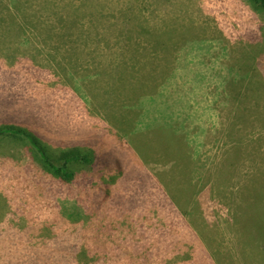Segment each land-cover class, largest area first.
Instances as JSON below:
<instances>
[{
  "label": "rangeland",
  "instance_id": "1",
  "mask_svg": "<svg viewBox=\"0 0 264 264\" xmlns=\"http://www.w3.org/2000/svg\"><path fill=\"white\" fill-rule=\"evenodd\" d=\"M260 47L264 15L247 0H0V125L30 126L52 157L89 149L92 163L72 170L104 173L66 183L23 142L0 148V264H264V242H240L250 221L264 225V131L239 144L225 133L264 121ZM185 115L196 122L175 138L162 131Z\"/></svg>",
  "mask_w": 264,
  "mask_h": 264
},
{
  "label": "trees",
  "instance_id": "2",
  "mask_svg": "<svg viewBox=\"0 0 264 264\" xmlns=\"http://www.w3.org/2000/svg\"><path fill=\"white\" fill-rule=\"evenodd\" d=\"M249 2V4L251 5V7L253 8V10H255L256 12L264 15V0H247ZM253 51H256L255 47H252V49H250ZM261 51V53H264V48L260 47L259 49ZM255 61V63L253 64V68H257L258 65H264L263 62L261 60L258 59H253ZM257 65V66H256ZM264 77V75H262ZM263 80V84H264V78ZM253 80H249L247 83V85L252 84L251 86H253L255 83H253ZM234 85H237L238 83L234 80L232 82ZM242 84V83H241ZM264 87V85L262 86ZM253 90H256L257 93V100L258 102H263L264 100V88L261 89L258 87H252ZM251 88V89H252ZM249 97V93L247 92L245 95H243V98L240 99L238 102H242L244 98H248ZM259 97V98H258ZM260 99V100H259ZM258 103V104H259ZM173 115H169L168 118L170 120H175V118H173ZM29 118V116H28ZM191 116L190 115H185L184 120L180 123V125L177 124V126H175V122L173 121H167L164 125L165 129H162V131L168 136H169V132L172 131L173 132V136L171 139L175 138V135L180 134V130H183L185 128H187L189 126L190 122H196L195 120L190 119ZM26 120V119H23ZM27 121V120H26ZM188 125V126H187ZM16 126V125H15ZM14 125H0V148H5L8 145H11L12 142L14 141H21L24 143V145L29 149L32 150L30 152V154H32V156L37 159V160H42L45 165L49 168V170L54 174L55 177H59L60 181H63L66 183H72V182H77L80 181V183L83 182L84 185H89V182L94 181L97 177L98 178H102L101 176L104 175V173L102 172L103 170L101 169H94L92 168L91 171H82L80 175H76L77 171H73L71 168L72 164H77L78 166H81L80 168L83 169V166L86 165H90V163H92V155L89 152V149L86 153H81L78 150H74L72 151V155L66 157L68 154H70V151L66 152L65 151L62 153L61 150H58L57 154L54 155L53 157L49 154L48 150L38 141V139L35 137L34 133L32 132L34 129H32L29 125V127H23V128H18L15 127ZM264 131V121L262 123H257V126H249L247 123H241V122H232L229 126L226 127L225 133L226 136L228 137V140L231 141L232 143L235 144H239L242 142H247L252 140L251 137H253L254 135H256L257 133H262ZM185 139L186 136L184 135ZM162 139V137H161ZM177 140H179L178 138H176ZM187 140V139H186ZM151 141H152V136L150 134L149 139L146 141V143L141 147L140 149V155L142 158H144L146 156L147 151L151 148ZM172 142H174L172 140ZM162 145V144H161ZM185 146V144L180 142V147H179V151L178 157H182V163L184 162V159L186 157H190V164L187 165L185 167V171L184 173H181L183 177L185 176H191L195 173V169L194 166L196 165V162L194 161V159L192 158L191 154L186 153L185 148H183ZM163 151V150H161ZM91 155V156H89ZM145 159V158H144ZM177 160V159H176ZM122 167L120 165V163L118 162V164L116 163L114 166H109V171L112 172L115 169H117L118 171H122V169L120 168ZM153 180V178H152ZM87 182V183H86ZM104 183V188H100L99 189V197L102 196L101 200H106L108 199L111 194L108 192L109 191V185L106 181H103ZM144 187V185H143ZM195 187V186H194ZM187 192H191V193H195L198 192V188L195 189H190V190H186ZM185 192V191H184ZM149 194H151V191L149 192ZM192 195V194H191ZM191 195H188L186 197V201L190 200L192 197ZM204 196L203 192L201 193V197ZM117 200V195L115 197ZM196 199V197H195ZM100 200V199H99ZM165 202V206L169 211V207H172L173 212L177 213L179 215L178 219L182 224H186V223H190L191 222L187 219V216L189 215V217L192 215V212L190 211V209L188 208V206L186 205L185 207L183 205H181L177 200H173L170 201L169 195L164 196V198L162 199ZM133 201L136 203L138 201L137 198L134 197ZM155 201V202H154ZM160 201L159 196H157L156 198H151L150 202H154L153 204H158ZM128 200H119L118 204L120 206V208L125 211V207L127 206ZM131 202V200H130ZM134 205V204H133ZM200 207L198 206L196 200H195V205L193 206V213H195ZM204 207H201L199 210V214L202 213L205 217V213L203 211ZM250 234L248 235V237H244L241 236L240 242L241 240L243 242H248L249 244H253V243H258L260 244V242H264V235L262 234V232H264V225H259V223L257 222H252L250 221ZM233 227L232 222H230L228 224V228ZM167 228L164 229V236H166L168 234V230H166ZM232 229V228H231ZM263 230V231H262ZM232 233V230L230 231ZM104 232L101 233L100 235V239L101 241L98 242L100 250L103 253L102 255V260L106 259L107 257H109L110 253L112 252V246L110 244L107 243L106 240H104V238L102 239V235ZM259 234H261L262 236H259ZM235 239L239 242L238 237L234 236ZM262 237V238H261ZM174 238V237H173ZM171 241V246L172 247H177L179 245H182L181 243H178L176 241V238L173 239ZM261 238V240L259 239ZM131 238H126V243L123 241H119L120 243L117 244V248H125V246H129V244H131L130 242ZM136 237L134 238V242L136 241ZM143 250V249H142ZM125 256H130L128 253H130L128 250H125ZM145 250H143L144 252ZM144 255V254H143ZM144 259V258H142Z\"/></svg>",
  "mask_w": 264,
  "mask_h": 264
},
{
  "label": "crops",
  "instance_id": "3",
  "mask_svg": "<svg viewBox=\"0 0 264 264\" xmlns=\"http://www.w3.org/2000/svg\"><path fill=\"white\" fill-rule=\"evenodd\" d=\"M7 90H9V87L7 88ZM10 94H11V93H8V94H7V98H10ZM9 100H10V99L6 100V101H7L6 104H8ZM18 110H19V109H18ZM6 112H8V111H6Z\"/></svg>",
  "mask_w": 264,
  "mask_h": 264
}]
</instances>
